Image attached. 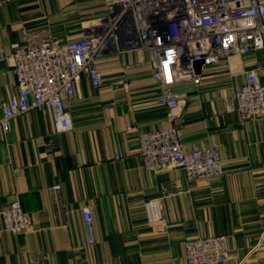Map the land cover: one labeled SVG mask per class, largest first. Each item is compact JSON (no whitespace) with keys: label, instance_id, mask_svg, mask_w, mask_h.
<instances>
[{"label":"crops","instance_id":"1","mask_svg":"<svg viewBox=\"0 0 264 264\" xmlns=\"http://www.w3.org/2000/svg\"><path fill=\"white\" fill-rule=\"evenodd\" d=\"M2 1L0 49H13L81 39L109 0ZM150 58L113 49L99 58L101 85L82 76L63 96L71 122L65 133L56 132L47 107L11 119L7 132L0 125V264H186V240L210 235L226 237L225 264H264V117L244 121L225 109L245 72L264 66V50L222 59L198 85H177L182 147L216 149L225 170L193 184L182 171L142 168L138 135L168 126ZM0 94L18 95L8 64L0 65ZM14 201L33 219L26 234L3 232L1 213ZM153 201L158 221L144 209Z\"/></svg>","mask_w":264,"mask_h":264},{"label":"built area","instance_id":"2","mask_svg":"<svg viewBox=\"0 0 264 264\" xmlns=\"http://www.w3.org/2000/svg\"><path fill=\"white\" fill-rule=\"evenodd\" d=\"M3 3L0 0V8ZM105 13L81 39H48L38 45L0 49V65L10 66L18 88L16 97L5 100L0 94L2 130L8 131L11 119L47 107L56 132L69 131L63 96L72 95L82 76L93 88L101 85L99 58L110 49L147 51L152 80L159 89L156 102L165 109L168 126L138 135L142 168L151 173L182 171L191 184L223 176L216 149L182 147L174 126L183 107L177 85H198L205 69L222 59L264 50V0H109ZM259 74L264 77V66L245 72L244 83L227 99V113H236L244 121L264 117V83ZM144 209L149 221L160 219L157 201L146 203ZM1 216L3 232L22 235L33 228L31 215L18 201ZM82 216L92 243L91 210L84 207ZM184 249L186 264H225L230 258L225 236L192 237Z\"/></svg>","mask_w":264,"mask_h":264},{"label":"rangeland","instance_id":"3","mask_svg":"<svg viewBox=\"0 0 264 264\" xmlns=\"http://www.w3.org/2000/svg\"><path fill=\"white\" fill-rule=\"evenodd\" d=\"M199 237V236H198ZM201 237V236H200ZM185 245V244H184Z\"/></svg>","mask_w":264,"mask_h":264}]
</instances>
